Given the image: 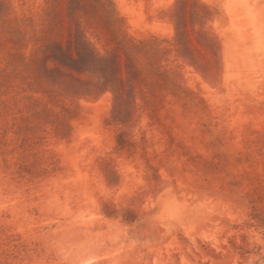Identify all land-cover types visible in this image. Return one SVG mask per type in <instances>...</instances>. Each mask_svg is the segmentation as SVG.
Masks as SVG:
<instances>
[{
  "label": "rangeland",
  "instance_id": "1",
  "mask_svg": "<svg viewBox=\"0 0 264 264\" xmlns=\"http://www.w3.org/2000/svg\"><path fill=\"white\" fill-rule=\"evenodd\" d=\"M110 1L141 75L87 0H0V264H264V0Z\"/></svg>",
  "mask_w": 264,
  "mask_h": 264
},
{
  "label": "trees",
  "instance_id": "2",
  "mask_svg": "<svg viewBox=\"0 0 264 264\" xmlns=\"http://www.w3.org/2000/svg\"><path fill=\"white\" fill-rule=\"evenodd\" d=\"M87 3L94 7L100 17L105 21L108 28L114 33V37L117 43L118 48L124 54L126 59L131 63L136 72L140 75L142 73V61L138 56H136L133 46L125 40L124 36L120 35L115 28L113 21V12H115L114 5L110 0H87ZM162 76V74L160 73ZM145 77V76H143ZM146 77L144 78V80ZM164 81L166 82V78L163 76Z\"/></svg>",
  "mask_w": 264,
  "mask_h": 264
}]
</instances>
